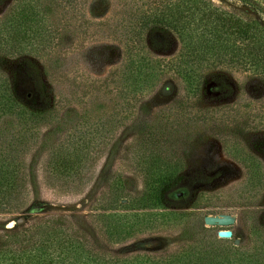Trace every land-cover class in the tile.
<instances>
[{"label": "rangeland", "instance_id": "obj_1", "mask_svg": "<svg viewBox=\"0 0 264 264\" xmlns=\"http://www.w3.org/2000/svg\"><path fill=\"white\" fill-rule=\"evenodd\" d=\"M14 1L0 0V17ZM55 1L51 54L36 60L55 116L25 151L29 183L24 201L20 210L0 212V232L15 226L20 216L33 220L59 214L98 237L95 214L109 211L98 208L97 199L114 185L130 191V213L230 215L234 222L219 227L243 238L246 218L257 209L264 211V69L214 62L195 94L168 71L130 102L118 83V69L130 48L133 25L167 0ZM211 1L244 20L264 23V0ZM178 53L176 40L167 50L151 52L165 60ZM22 63L9 62L5 74L12 77ZM9 120L0 117V140ZM75 126L84 133L90 156L77 179L81 186L65 192L45 183L46 146ZM152 150L196 181L187 197L166 208L150 207V202L137 206L140 201L135 200L149 180ZM178 223L170 219L115 248L171 249L178 242Z\"/></svg>", "mask_w": 264, "mask_h": 264}, {"label": "trees", "instance_id": "obj_2", "mask_svg": "<svg viewBox=\"0 0 264 264\" xmlns=\"http://www.w3.org/2000/svg\"><path fill=\"white\" fill-rule=\"evenodd\" d=\"M57 4L15 0L0 17V117L10 119L0 140V212L21 209L29 183L25 151L55 116L36 60L51 54L57 26L50 19ZM175 40L180 53L174 58L151 54L169 49ZM16 60L23 63L9 77L5 65ZM214 62L264 69V23L244 20L211 0H167L133 25L118 83L131 102L154 87L164 72L173 71L186 91L195 94L207 82L206 72ZM46 147L45 183L65 192L78 189L77 179L90 156L82 130L75 126ZM150 154L149 180L135 199L140 201L137 206L150 202V207L166 208L187 197L196 181L165 163L157 151ZM182 190L185 194L175 195ZM97 202L103 212L109 211L95 214L98 237L65 215L33 220L25 216L22 223L0 232V264H264V211L259 209L246 218L247 233L241 238L234 232L220 237L221 228L205 225L198 213H130V191L123 186L111 185ZM170 219L180 224L173 248H115Z\"/></svg>", "mask_w": 264, "mask_h": 264}, {"label": "water", "instance_id": "obj_3", "mask_svg": "<svg viewBox=\"0 0 264 264\" xmlns=\"http://www.w3.org/2000/svg\"><path fill=\"white\" fill-rule=\"evenodd\" d=\"M182 194H185V191L182 190L178 193H176V196H180ZM24 217L20 216L16 219V223L20 224L24 221ZM204 224L205 225H218V226H225V225H230L234 222V218L230 215H205L203 218ZM219 236L221 237H230L231 236V231L230 230H220L218 232Z\"/></svg>", "mask_w": 264, "mask_h": 264}]
</instances>
